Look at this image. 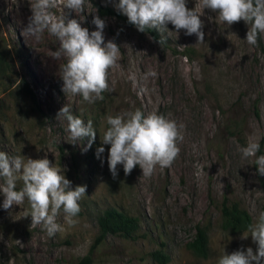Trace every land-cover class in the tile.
Returning a JSON list of instances; mask_svg holds the SVG:
<instances>
[{"label": "rangeland", "instance_id": "374dc122", "mask_svg": "<svg viewBox=\"0 0 264 264\" xmlns=\"http://www.w3.org/2000/svg\"><path fill=\"white\" fill-rule=\"evenodd\" d=\"M93 1L115 10L119 2L85 0L81 13L53 10L77 19L89 33L96 30L92 20L98 15L106 23L105 43L112 40L120 47L117 64L109 70V91L90 104L62 91L59 68L65 58L52 56L59 41L47 32L40 40L21 35L31 15L29 0H0L5 62L0 72V151L32 159L46 156L73 188L87 186L78 222L69 227L61 211L57 223L64 230L53 237L42 225L31 228V217H23L26 201L4 210L0 194V264H73L89 250L97 214L106 206L134 215L138 225L131 238L106 234L90 251L88 264H160L149 253L154 248L168 256L163 264H217L224 251L248 247L255 253L251 236L240 239L247 228L232 232L220 226V205L223 197L237 202L250 214V224L264 209V175L257 172L255 158L243 159L239 151L255 141L260 145L256 155H264V37L261 46L249 45L244 21L227 26L204 9V43L196 44L195 35L176 33L169 24L170 46H164L114 14L100 13ZM195 3L187 0V7ZM188 46L189 55L179 51ZM65 104L73 115L93 122L96 139L87 151L89 138L73 144L66 119H56ZM137 109L183 125L180 153L170 167L157 166L150 176H143L139 166L125 176L118 165L113 178L107 163L110 145L100 139L107 128L105 118ZM99 147L105 151L98 158ZM20 187L22 182L17 183ZM195 224L207 232L203 257L186 244Z\"/></svg>", "mask_w": 264, "mask_h": 264}, {"label": "clouds", "instance_id": "9594fccd", "mask_svg": "<svg viewBox=\"0 0 264 264\" xmlns=\"http://www.w3.org/2000/svg\"><path fill=\"white\" fill-rule=\"evenodd\" d=\"M29 6L31 15L21 35L40 40L47 32L59 41V49L52 56L65 58L59 68L64 94L80 96L90 104L103 100L102 94L109 91V70L120 56V47L114 41L105 43V21L94 16L92 23L96 30L89 33L77 19H67L65 12L57 15L53 11L62 7L81 13L85 9V0H29ZM115 7L138 31L158 30L160 44L165 42L166 34L172 32L168 29L169 24L176 33L184 30L186 36L195 35L196 44L204 43L205 23L201 19L204 9L216 13V19L227 26L244 21L248 25L245 40L249 45L257 46L258 40L264 37V0H196L192 9L187 7V0H119ZM61 117L67 121L69 140L76 144L77 140L88 137L84 150L91 148L97 133L93 122H85L80 116L73 115L67 104L59 110L56 119ZM105 120L107 128L100 139L102 144L110 145L107 163L113 178L118 176V165L123 166L125 176L136 166L143 176H150L157 166L161 169L170 167L180 153L178 143L183 141V125L164 115L156 112L145 115L137 109L124 115H107ZM259 149L258 142L249 141L239 151L243 159L255 158L257 172L264 175V155H256ZM104 151V147H99L97 157ZM0 180L3 181L0 184V194L4 197L2 208L10 210L26 201L28 208L23 217H31V228L42 225L47 235L53 237L64 230L57 223L61 211L69 227L78 222L75 217L80 212L79 201L85 196L87 186L73 188L61 168L54 166L46 156L32 159L0 151ZM18 182H22L19 190ZM249 236L257 245L255 253L251 247L231 254L224 251L217 264H260L264 258V211L259 212L240 239ZM17 243L22 245L20 241Z\"/></svg>", "mask_w": 264, "mask_h": 264}, {"label": "trees", "instance_id": "16d2710c", "mask_svg": "<svg viewBox=\"0 0 264 264\" xmlns=\"http://www.w3.org/2000/svg\"><path fill=\"white\" fill-rule=\"evenodd\" d=\"M94 6L100 13L114 14L118 19H122L129 23L127 17L121 14L119 11L113 9L110 6L101 5L98 1H93ZM130 24V23H129ZM149 33L153 39L159 42L160 33L156 29L146 31ZM164 46H170L169 38L166 36ZM258 46H261V40H258ZM179 51L184 54L189 55L192 51L191 47H185ZM3 49H0V72L3 70L4 59H3ZM29 94L31 100L33 96L30 90L25 86L24 88ZM256 112V110H255ZM264 211V209H263ZM251 216L247 210L235 201H227L225 197L221 200L220 205V226L224 229L230 230L232 232H238L245 229L250 225ZM97 222V233L94 236L89 250L86 254L77 258L73 264H88L90 262V251L96 247V245L102 241L106 234H119L124 237H133L134 232L137 228L138 222L134 215L127 214L114 206H106L100 210L96 217ZM187 246L191 249L193 253L199 256H205L207 252V232L204 225L195 224V231L190 240L187 241ZM151 257L163 264L168 259V256L161 251L159 248H154L150 252Z\"/></svg>", "mask_w": 264, "mask_h": 264}]
</instances>
